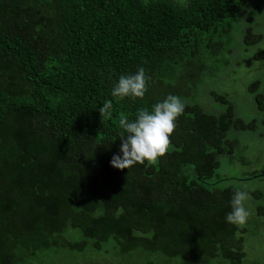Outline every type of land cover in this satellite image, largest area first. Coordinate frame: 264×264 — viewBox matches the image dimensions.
Returning <instances> with one entry per match:
<instances>
[{
	"label": "trees",
	"instance_id": "1",
	"mask_svg": "<svg viewBox=\"0 0 264 264\" xmlns=\"http://www.w3.org/2000/svg\"><path fill=\"white\" fill-rule=\"evenodd\" d=\"M246 1L0 0V264L58 244L108 254L99 251L108 242L127 264L144 255L143 264L241 263L245 228L225 220L236 188L215 172L234 152L227 132L255 129L256 119L236 117L212 92L224 111L186 104L157 163L117 169L110 160L120 117L162 101L164 73L195 58ZM259 38L250 28L244 36L248 45ZM141 67L142 98L111 95L119 76ZM258 83L249 91L264 117Z\"/></svg>",
	"mask_w": 264,
	"mask_h": 264
},
{
	"label": "rangeland",
	"instance_id": "2",
	"mask_svg": "<svg viewBox=\"0 0 264 264\" xmlns=\"http://www.w3.org/2000/svg\"><path fill=\"white\" fill-rule=\"evenodd\" d=\"M172 1L184 6L189 0ZM248 28L260 36L250 45L244 40ZM207 36L210 40L198 45L195 58L164 73L163 82L171 86L162 87L160 92L162 99L175 95L185 105L196 103L213 114L223 112L225 106L216 102L211 93L221 94L232 103L236 117L244 121L256 119L255 129L227 132V138L235 141L234 152L219 156L215 176L222 179L221 186L232 185L249 193L245 201L249 215L244 224H239L245 228V256L239 264H264V211L258 214V210H264V117L249 91L250 83L258 81L256 91L264 94V59L253 57L264 49V0H247L236 18L223 21L217 32ZM112 246L108 242L99 250L109 249L108 254L91 251L89 246L70 250L61 244L42 251L31 250L28 256L22 249L19 253L24 257L17 264H127L128 258L113 251ZM150 258L144 255L141 264ZM170 264L181 263L175 260ZM209 264L230 263L214 258Z\"/></svg>",
	"mask_w": 264,
	"mask_h": 264
},
{
	"label": "clouds",
	"instance_id": "3",
	"mask_svg": "<svg viewBox=\"0 0 264 264\" xmlns=\"http://www.w3.org/2000/svg\"><path fill=\"white\" fill-rule=\"evenodd\" d=\"M147 91V77L141 67L134 74L121 75L114 84L111 95L117 98H142ZM185 104L175 95H168L149 108H141L135 118L129 120L122 115L119 126L123 130L118 153H114L110 164L117 169L129 168L137 163H157V158L168 149L170 134L176 127V119L183 113ZM100 115L109 119L112 103L105 102L99 108ZM249 193L235 189L229 201L230 211L225 214L226 222L244 224L249 215L245 201Z\"/></svg>",
	"mask_w": 264,
	"mask_h": 264
},
{
	"label": "water",
	"instance_id": "4",
	"mask_svg": "<svg viewBox=\"0 0 264 264\" xmlns=\"http://www.w3.org/2000/svg\"><path fill=\"white\" fill-rule=\"evenodd\" d=\"M262 174H264V173H262Z\"/></svg>",
	"mask_w": 264,
	"mask_h": 264
}]
</instances>
